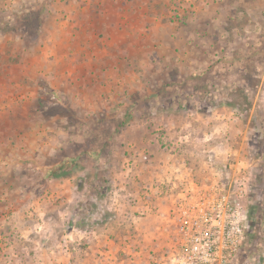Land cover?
<instances>
[{
    "label": "rangeland",
    "instance_id": "374dc122",
    "mask_svg": "<svg viewBox=\"0 0 264 264\" xmlns=\"http://www.w3.org/2000/svg\"><path fill=\"white\" fill-rule=\"evenodd\" d=\"M215 2L204 70L173 72L161 99L150 84L118 103L45 86L40 111L24 68L1 89L17 116L0 115V264H155L177 198L215 176L247 177L240 255L264 251V0Z\"/></svg>",
    "mask_w": 264,
    "mask_h": 264
},
{
    "label": "crops",
    "instance_id": "0c3cea01",
    "mask_svg": "<svg viewBox=\"0 0 264 264\" xmlns=\"http://www.w3.org/2000/svg\"><path fill=\"white\" fill-rule=\"evenodd\" d=\"M215 1L222 0H0V23H13L20 14L41 10L34 33L19 27L0 29V92L8 87L14 94L12 88L21 84L18 71L24 68L37 96L23 97L36 99L40 111L45 86L68 97L72 94L73 100L75 94L88 97L81 93L84 88H77L94 86L95 100L118 103L129 101L135 91L143 94L138 89L150 84L159 90L147 95L161 99L160 88L175 85L170 83L173 72L180 78L186 72L190 77L189 71L204 70L200 55L211 37L203 25L211 20L208 13ZM172 4L184 13L178 10V20L177 14H171ZM18 40L31 42L17 50ZM14 100L6 101L9 108ZM6 112L17 116L5 105L0 107V115ZM165 114L157 111L155 115ZM148 133L143 128L139 135Z\"/></svg>",
    "mask_w": 264,
    "mask_h": 264
},
{
    "label": "built area",
    "instance_id": "2783aa9c",
    "mask_svg": "<svg viewBox=\"0 0 264 264\" xmlns=\"http://www.w3.org/2000/svg\"><path fill=\"white\" fill-rule=\"evenodd\" d=\"M246 180L242 175L228 184L215 176L209 184H196L181 193L172 220L171 242L154 263L264 264V251L240 255L248 228Z\"/></svg>",
    "mask_w": 264,
    "mask_h": 264
},
{
    "label": "trees",
    "instance_id": "16d2710c",
    "mask_svg": "<svg viewBox=\"0 0 264 264\" xmlns=\"http://www.w3.org/2000/svg\"><path fill=\"white\" fill-rule=\"evenodd\" d=\"M34 13H35V10H33L31 12H27L26 14H20V15H18V17L13 19L14 20L13 23L2 22V23H0V29L1 30H5V29L8 30V29H13L15 27H19V28H23V30L28 31V33H34L36 31H38V26L40 23V16H41V10H38L36 16H33ZM43 99L44 98H42V95H41V98L39 100L41 105L44 102ZM52 175L58 176L59 174L54 171V172H52Z\"/></svg>",
    "mask_w": 264,
    "mask_h": 264
}]
</instances>
